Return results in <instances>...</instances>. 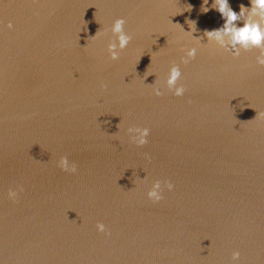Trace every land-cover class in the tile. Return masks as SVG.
<instances>
[{
	"label": "water",
	"instance_id": "water-1",
	"mask_svg": "<svg viewBox=\"0 0 264 264\" xmlns=\"http://www.w3.org/2000/svg\"><path fill=\"white\" fill-rule=\"evenodd\" d=\"M212 4L0 0V264H264V68L208 42ZM119 18L132 40L112 61ZM174 64L181 98L163 88ZM155 180L175 186L159 204Z\"/></svg>",
	"mask_w": 264,
	"mask_h": 264
},
{
	"label": "clouds",
	"instance_id": "clouds-1",
	"mask_svg": "<svg viewBox=\"0 0 264 264\" xmlns=\"http://www.w3.org/2000/svg\"><path fill=\"white\" fill-rule=\"evenodd\" d=\"M203 3L207 5L208 0H203ZM250 4L251 8H246L244 5H241L240 11L237 14V12L231 9L228 0H213L212 7L221 14L225 22L221 28L207 31L205 35L208 42L214 43L220 49L230 51L233 54V58H238L242 51L249 52L253 49L259 50V55L256 57V65L264 68V0H250ZM202 9L205 13L209 11L207 7H202ZM238 21H243L242 27H237ZM125 24L126 20L124 18H119L116 19L111 26L110 31L112 36L115 37V40L108 44L107 51L112 61H116L120 58V53L127 48L132 40V36L125 32ZM6 27L11 30L13 24L9 22ZM189 27L192 31L184 32L192 34V32L195 31L194 22H189ZM225 37L228 38V42H225ZM196 55V48L188 49L186 58H183L181 63L186 65L191 60H194ZM181 79L182 72L180 66L174 64L168 71L163 88L175 97L181 98L186 93L185 86L178 83ZM152 92L157 97L165 94L161 87H153ZM259 116L264 118V113L259 114ZM127 132L131 143L135 144L137 147H143L148 143L151 130L147 127L133 126L129 127ZM57 167L61 171L69 174H76L78 171L76 164L70 162L67 156H61L59 158ZM174 187V184L170 181L155 180L146 193L147 199L153 204H159L164 199V190L167 189L168 192H171L174 190ZM22 191V188L19 190L9 189L7 198L15 203L18 199L19 192ZM96 230L98 233L104 234L105 236L110 235V232L103 223H97ZM240 257L241 253L239 251H234L231 256L233 264H239Z\"/></svg>",
	"mask_w": 264,
	"mask_h": 264
},
{
	"label": "bare ground",
	"instance_id": "bare-ground-1",
	"mask_svg": "<svg viewBox=\"0 0 264 264\" xmlns=\"http://www.w3.org/2000/svg\"><path fill=\"white\" fill-rule=\"evenodd\" d=\"M225 42H228V38L225 40Z\"/></svg>",
	"mask_w": 264,
	"mask_h": 264
}]
</instances>
